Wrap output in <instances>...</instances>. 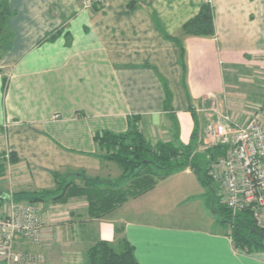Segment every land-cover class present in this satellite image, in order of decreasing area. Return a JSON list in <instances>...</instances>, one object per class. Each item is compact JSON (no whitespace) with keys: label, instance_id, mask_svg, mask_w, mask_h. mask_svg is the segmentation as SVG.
<instances>
[{"label":"crops","instance_id":"0c3cea01","mask_svg":"<svg viewBox=\"0 0 264 264\" xmlns=\"http://www.w3.org/2000/svg\"><path fill=\"white\" fill-rule=\"evenodd\" d=\"M207 1L215 35L180 37L184 76L169 37L178 38ZM6 8L11 42L0 59V157L16 161L0 160V215L16 192L55 189L56 172L78 184L79 172L118 177L114 162L95 155L93 136L126 132L132 116L152 143L186 145L193 130L201 142L204 120L226 98V71L264 70V0H110L102 9L81 0H6ZM57 29L55 39L41 42ZM216 190L187 168L101 218L89 216L85 197H46L34 203L40 241L17 237L14 245L16 253L41 258L0 264H87L90 247L114 244L118 235L138 264H264V249L234 247L215 211Z\"/></svg>","mask_w":264,"mask_h":264},{"label":"trees","instance_id":"16d2710c","mask_svg":"<svg viewBox=\"0 0 264 264\" xmlns=\"http://www.w3.org/2000/svg\"><path fill=\"white\" fill-rule=\"evenodd\" d=\"M2 4H6V0ZM5 14L8 15L6 12ZM59 32L60 30L57 29L46 34L41 42L55 39ZM179 33L178 38H169L177 46L178 61L185 76V49L179 39L185 36L206 38L215 35L212 5L208 1L203 3L198 12L183 23ZM6 86L7 79L4 78L3 90ZM170 101L171 94L165 86V109H170ZM138 119V116L129 118L126 132L115 134L101 131L93 136L98 149L104 150L103 153H95V155L101 160L114 162L121 169V174L117 178L89 177L84 172H79L82 181L78 184L74 180H64L66 176L56 172L53 174L56 180L55 189L16 192L12 194L13 200L35 203L51 197L53 201L64 202L70 197H85L89 216L101 218L123 204L128 198L152 189L159 180L187 168L197 175L202 185L211 187L213 181L207 175L208 165L211 160L224 155L225 146L219 145L205 149L203 153L208 159H204V156L197 159L198 146H202L195 138L197 130L192 131L193 142L186 145L164 141L152 143L145 139L136 125ZM1 158L4 162L3 155L0 160ZM8 161L15 162V156L9 154ZM216 197L215 194L214 202H216ZM2 202L3 200L0 199V205ZM217 204H219L218 200ZM218 206L222 217L221 223L225 224L228 229L234 247L247 252L264 249V240L251 232V228H256V226L250 213L243 211L232 217L224 205ZM118 234L119 231L116 229V235ZM115 243L97 241L87 251V264H138L134 258L132 246L123 237L116 236Z\"/></svg>","mask_w":264,"mask_h":264},{"label":"built area","instance_id":"2783aa9c","mask_svg":"<svg viewBox=\"0 0 264 264\" xmlns=\"http://www.w3.org/2000/svg\"><path fill=\"white\" fill-rule=\"evenodd\" d=\"M206 138V147H226L224 155L211 160L207 170L208 177L218 186L217 198L232 217L243 211L250 213L257 230L264 232V111L241 123L224 115L222 121L209 124ZM4 159L8 162L9 153ZM42 235L43 221L38 207L31 202L10 200L0 215V261L41 258L16 253L14 245L17 237L35 243Z\"/></svg>","mask_w":264,"mask_h":264},{"label":"rangeland","instance_id":"374dc122","mask_svg":"<svg viewBox=\"0 0 264 264\" xmlns=\"http://www.w3.org/2000/svg\"><path fill=\"white\" fill-rule=\"evenodd\" d=\"M81 1L84 5L98 4L100 9H102L106 7V5H108L110 0ZM2 3H5V0H0V59L2 58L3 53L10 46L11 42V33L5 23V12H8V8H6V4ZM225 77L227 83L225 89L226 98H224L222 101H219V103L217 104L218 106L216 105L217 107H215L211 112L212 115L208 117L210 119L204 120V123H206L202 128L203 130H200L202 134L199 131L201 135L199 134L200 136L198 137V139L201 141L199 142V144H201L202 146H200V151H197L196 153L197 159H200V156H204V159H208L207 155H205L203 151L204 148H209L205 145L208 144L206 138V130L210 123L222 121L224 115H229L233 121L241 123L250 115L258 111H264V70H260L257 68L239 69L236 67H230V69L226 71ZM99 152L103 153L104 150H100ZM112 165L116 166L115 163H112ZM117 169L118 170L116 172L121 173L120 168ZM114 172L115 170L113 169V171H111L110 173L112 174L111 176H115L113 175ZM210 186L212 187L211 189H218V186L215 182H212ZM216 199L219 201V204L215 202V211L217 212V214L219 213V215H221L219 211L220 207L218 205L223 206V204L217 197ZM205 210L207 209H204V212ZM210 211L212 212L211 208ZM210 211H206L208 215Z\"/></svg>","mask_w":264,"mask_h":264},{"label":"water","instance_id":"95a60500","mask_svg":"<svg viewBox=\"0 0 264 264\" xmlns=\"http://www.w3.org/2000/svg\"><path fill=\"white\" fill-rule=\"evenodd\" d=\"M4 196H0L2 199ZM5 198L9 199V196H5ZM251 232L255 233L256 235L259 236L260 239L264 240V232L257 230L256 228H251Z\"/></svg>","mask_w":264,"mask_h":264}]
</instances>
